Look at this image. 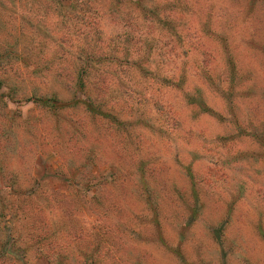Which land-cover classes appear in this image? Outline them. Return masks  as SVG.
<instances>
[{
    "label": "rangeland",
    "instance_id": "374dc122",
    "mask_svg": "<svg viewBox=\"0 0 264 264\" xmlns=\"http://www.w3.org/2000/svg\"><path fill=\"white\" fill-rule=\"evenodd\" d=\"M0 264H264V0H0Z\"/></svg>",
    "mask_w": 264,
    "mask_h": 264
},
{
    "label": "trees",
    "instance_id": "16d2710c",
    "mask_svg": "<svg viewBox=\"0 0 264 264\" xmlns=\"http://www.w3.org/2000/svg\"><path fill=\"white\" fill-rule=\"evenodd\" d=\"M85 63H88V61L86 60ZM78 85L81 87V86H84L85 84V81L82 80V78L80 77L79 81H78Z\"/></svg>",
    "mask_w": 264,
    "mask_h": 264
}]
</instances>
